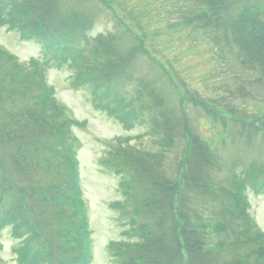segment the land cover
Returning a JSON list of instances; mask_svg holds the SVG:
<instances>
[{"label":"trees","instance_id":"16d2710c","mask_svg":"<svg viewBox=\"0 0 264 264\" xmlns=\"http://www.w3.org/2000/svg\"><path fill=\"white\" fill-rule=\"evenodd\" d=\"M196 1L200 6L197 27L219 34L218 39L223 35L226 43L236 47L243 65L264 77V0ZM58 4L59 0H0V25L18 32L23 40L35 41L46 58L44 66L53 57L55 65L73 69L71 85L89 88L95 108L125 127L134 126L149 113L140 102L144 90L133 94L128 89L134 78L126 66L134 51L121 54L103 35L90 37L92 16L65 13ZM0 54L11 65L0 67V232L9 230L17 242L12 249L17 264H54L61 253L68 258L65 264H88L85 203L72 158L75 141L69 135L70 127L80 124L53 100V89L36 69L22 66L31 77L12 78L10 71L19 63L2 49ZM161 117L151 125L161 131L165 144L184 139V168L179 164L173 178L163 173L155 155H122L133 166L134 177L133 187H124L126 201L119 209L137 230L131 231V244H118L122 249H116L115 264H235L242 258L227 261L206 247L207 237L198 226L204 219L196 211V201L212 186L213 153L188 129L184 118L163 113ZM249 178V171H233L229 192L240 201V211L234 218L227 205L221 216L235 239L229 243L231 248L255 245L252 253L259 262L264 255L259 239L264 235L257 239L235 230L241 227L235 222L248 215L245 191L257 177ZM69 235L74 238L70 247L64 243ZM241 256L246 260L240 264H251L249 254Z\"/></svg>","mask_w":264,"mask_h":264},{"label":"rangeland","instance_id":"374dc122","mask_svg":"<svg viewBox=\"0 0 264 264\" xmlns=\"http://www.w3.org/2000/svg\"><path fill=\"white\" fill-rule=\"evenodd\" d=\"M58 5L65 13L90 14V37L103 35L121 54L134 51L126 66L134 78L128 89L133 94L143 89L140 102L149 108L134 126L125 127L94 107L89 88L71 87L73 69H45L35 41L23 40L17 32L0 25V48L36 69L40 78L46 77L57 100L82 122L73 133L81 143L77 157L91 233V264H115L116 249H122L118 244H131V231L137 230L119 209L126 201L124 187L131 189L134 177L133 166H128L122 155H155L163 173L173 178L179 164L184 168V139L165 144L161 131L151 125L162 120V113L184 118L188 129L215 158L209 193L197 196L196 201V211L204 219L198 226L207 237L206 247L227 261L241 257L235 264L246 260L241 256L245 252L251 264H264V255L256 262L252 253L255 245L231 248L229 243L235 239L221 216L227 205L234 218L238 215L240 201L231 197L230 183L233 171H249V179H257L247 187L248 215L235 222L241 225L235 230L257 239V235H264V77L243 65L236 47L226 43L223 35L218 39L219 34L197 27L195 15L200 6L196 0H59ZM8 61L0 54V67L10 69ZM25 68L13 67L12 78L28 75ZM62 162L66 168L68 159ZM124 164L128 167L122 168ZM73 241L70 235L65 236L64 243L69 247ZM259 241L264 247V236ZM16 244L9 230L0 232V264H17L12 250ZM66 257L61 253L54 264L68 263Z\"/></svg>","mask_w":264,"mask_h":264}]
</instances>
